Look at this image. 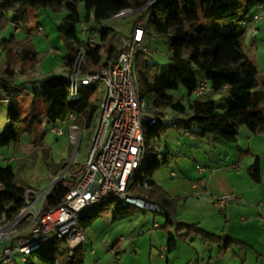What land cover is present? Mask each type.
<instances>
[{
  "label": "trees",
  "instance_id": "trees-1",
  "mask_svg": "<svg viewBox=\"0 0 264 264\" xmlns=\"http://www.w3.org/2000/svg\"><path fill=\"white\" fill-rule=\"evenodd\" d=\"M146 1L0 0V20L6 23L10 14V21L16 26L22 24L25 29L30 8L62 9L65 15L56 26V31L71 50L70 56L63 60L66 71L71 68L75 54L81 47L86 53L83 70L97 71L100 69L99 51L102 49L104 57L109 58L114 52V43L119 33L106 27L100 31L94 46L87 47L77 36V27L87 24L93 31L121 10L137 9ZM79 5L83 6L82 17L78 12ZM263 5L264 0H158L149 11L145 25L146 38L161 40L170 50V55L165 65H158L145 55L137 56L136 74L141 98L154 111L168 109L176 116L174 127L195 139L214 137L234 144L240 126H245L254 135L264 133V77L258 81L257 69L247 59L241 43L242 29L245 27L243 23L251 19L254 8ZM217 21H237L240 29L221 33L209 23ZM0 44L7 50V61L0 76V93L3 94L2 99L7 101V124L0 132V148L17 142L16 127L20 124L24 126L23 132L33 139V145L39 146L45 135L44 124L56 125L68 113L75 114L76 122L82 121L85 129L95 127L99 96L94 88L82 87L78 98L69 99L68 78L64 74H49L19 85L8 84L3 78L12 79L15 76L10 67L11 59L17 58L22 64L36 61L37 57L26 49L25 42H15L10 38L2 40ZM200 79L208 81L209 92L201 99H193L191 94ZM26 84L38 86V90L33 88L29 93L33 97L41 98L45 107L42 112L22 118L21 109L13 103V99L25 94ZM179 89L183 91L180 98L168 94ZM217 94H222L221 113H217V102L214 99ZM167 127L157 118L154 127L145 129L147 159L137 180L140 184L146 182L147 188L136 187L132 194L144 197L160 209L165 217V224L161 227L164 231L174 228L183 240L192 233L200 236L204 242L220 243L224 239L221 249L225 251L237 241L228 236L206 232L196 224L173 222L170 216L180 197L169 198L163 189L148 181L155 171L166 164L165 155L159 157L154 153L149 141L158 139ZM244 155H248V152L241 153V157ZM47 166L53 172L60 169L58 165ZM246 171L250 181L261 183L262 172L258 156L253 157ZM68 183L72 182L64 178L50 189L42 202V213L61 203L69 190ZM0 186V218L4 216L12 219L24 207L26 189L15 184V173L10 165L0 168ZM108 205L111 204H105L82 217L79 222L80 229L84 231L90 227L99 211ZM134 210L137 209L116 205L112 211L113 219L125 217ZM176 247L175 237L168 233L167 252L174 251ZM31 255L42 264H63L65 261L67 264H81L83 258L82 245L69 254L67 249H62L61 241L57 239L48 240Z\"/></svg>",
  "mask_w": 264,
  "mask_h": 264
},
{
  "label": "rangeland",
  "instance_id": "rangeland-1",
  "mask_svg": "<svg viewBox=\"0 0 264 264\" xmlns=\"http://www.w3.org/2000/svg\"><path fill=\"white\" fill-rule=\"evenodd\" d=\"M78 12L82 17L84 12L82 5H79ZM260 12L261 13L258 12L257 15L263 20L255 23V27L258 28L255 38L251 35L250 29H248L246 34L241 38L243 51L247 59L257 69L259 82L264 77V10H260ZM64 15L65 12L62 10L30 8L25 29H23L22 24H18V26L14 25L10 21V14L8 15V21L6 23L0 20V43L2 40H9L10 38H13L15 42H25L26 49L35 53L37 57L36 61H27L22 64L17 58L10 60V67L15 71L18 77H23L25 79L31 78L34 80L36 79L35 77L42 78L49 74L66 75L68 73V70L66 71L63 65V60L70 56L71 50L68 44L56 31V26L61 22ZM134 18L135 14L121 20H116L112 22L109 27L116 33L127 35L130 31V24ZM142 18H144V16ZM209 23L213 24L214 28L221 33H227L231 30L238 31V29H240V23L237 21H217ZM84 25L89 26L87 24ZM77 36L80 37L79 27H77ZM254 41L255 43L252 46ZM144 47L155 52V56L152 58L154 63L158 65H165L168 63V47L161 40L154 37H147ZM51 51H57L58 54L51 53ZM6 55L7 50L0 44V74L4 68V63L7 61ZM0 76H2V74ZM16 85H19V83L17 82ZM25 87L27 89L25 92L26 94L16 96L13 99V103L17 104L21 109L22 118H26L29 114L38 111L42 112L45 107V103L41 98L33 97V95L29 93L33 88L38 90V86L26 84ZM99 92L100 90L96 91V94H99ZM168 94L175 98H180L183 95V91L179 89L169 92ZM221 98L222 94L214 96L218 107L217 113L222 112L221 108L223 106V101ZM152 113L161 120L162 124L168 126L158 139L156 138L149 141V145L153 142L155 144L156 149L154 153H157L158 149H160L162 154H164L167 149L173 154L177 153V159L167 155V157H170L168 159L169 163L174 162L177 163L179 167L181 165V167L187 168L189 167L187 163L189 161L192 163L193 160L191 157H186L188 159L186 160L184 156L181 155L185 152V156L195 155L196 159L199 161H196L198 165H204L202 164L203 161H201L203 160V155L200 154V151L198 150L195 152L196 150L194 148L186 147L184 142L186 138L183 137L185 135L182 131H178L174 127L173 124L176 120V116L168 109L153 110ZM5 115L6 104L0 106V132L7 124ZM81 122H76L79 128L78 132L82 135V141L78 146V151L74 158L76 147L74 144L70 143L66 127L64 128V134L61 137H56L50 133V126L44 124L43 130H45V135L40 140L39 146H35L32 143L33 139L30 138L27 133L23 132L24 126L22 124L17 125V142L7 147L0 148V168H4L8 165L13 168L15 173V184L18 187H22L26 190L30 188L37 191L47 189L51 185V179L65 172L72 161L73 163H71V165L73 164L75 169L85 161L95 128L85 129ZM240 128L241 130H246L245 126H240L239 130ZM240 137L241 136H237L236 142ZM242 141L243 138L241 137L240 142ZM234 144L228 145V147H231L230 159L232 157L237 158V150ZM245 147L247 148V145ZM181 149L184 150L181 152ZM254 149L256 151L254 153L260 160L262 172L260 184L250 181L247 175V169L245 168L246 164L240 165L238 170L227 172H229L228 174L242 172V175L246 176V179H243V177L229 179L233 183L239 184L238 186L240 188L247 189L248 186L253 188V194L255 195V192H257L255 201L261 203V209H264V142H262L261 145L258 144V146L256 144ZM190 150L192 152L191 154ZM243 157L241 159H243ZM174 163L172 166L173 170L178 174L179 172L176 170ZM47 164L50 166L58 165L60 169L53 172ZM221 164L222 163H220V165ZM153 178H157L159 181L163 182L170 180L168 165L165 164L155 171ZM1 191L2 188L0 186V192ZM259 194L263 195L261 199L258 198ZM201 195L206 196L203 194ZM178 197H180V199L177 200L176 203L180 204L190 205L196 200L195 196L181 195ZM241 200L245 201V199ZM205 202L212 205V203L214 204L215 202V198L212 202L204 199L201 204ZM234 202V200L230 201L226 203L225 206H228L230 203L233 204ZM225 206L221 208L216 206L217 208L214 209L220 214L221 226L223 225L224 230V234L214 235L230 237L228 234L231 225L228 222L229 219L231 220L230 212L226 214V218H224L221 213L222 210L224 211ZM114 207L115 206L112 204L103 207L92 225L84 230L85 241L82 244L83 258L81 264H255L256 256L254 257L251 246L248 247L240 242H234L231 247L223 251L221 247L224 245V239H222L220 243L204 242L200 236L194 235L193 233L183 240L176 234L174 228L169 229L167 232L161 228L165 224V217L162 214L151 210H134L125 217L113 219L112 211ZM238 224L240 225V223ZM168 233H171L175 237L177 247L174 251L162 252V248L168 239ZM190 237L194 239L190 240ZM119 239L123 240L118 241ZM7 245L8 243H0V252H2L3 248ZM122 245L124 248H122ZM255 247L260 249L258 245H255ZM233 252L241 256H234ZM159 254L163 257L160 258ZM245 254L248 256L246 263L243 261ZM11 259V264H42L33 255L26 256L27 263H24L19 255H14ZM66 262L67 261L63 264H67ZM57 264H59V262Z\"/></svg>",
  "mask_w": 264,
  "mask_h": 264
},
{
  "label": "built area",
  "instance_id": "built-area-1",
  "mask_svg": "<svg viewBox=\"0 0 264 264\" xmlns=\"http://www.w3.org/2000/svg\"><path fill=\"white\" fill-rule=\"evenodd\" d=\"M157 1L147 0L137 9L121 10L93 31L84 24L79 25L81 40L87 47H93L102 29L116 20L135 14L129 33L116 37L113 54L105 58L103 50L99 51V70H83L85 49L81 47L77 50L74 62L65 75L68 78V98H78L82 87L100 90L97 121L86 159L76 169L71 165L72 161L65 172L51 179L47 189H27L24 207L12 219L4 216L0 218V243H8L0 252V264H11L14 255L21 256L22 261L26 262V256L39 250L50 239L61 241L62 249L72 254L85 241L84 231L79 227L81 218L105 204L161 214L153 203L132 194L136 187L147 188L146 182L140 184L137 180L147 159L144 131L157 124L153 109L140 96L136 74L138 55H145L150 60L155 56V52L144 47V41L149 11ZM259 20L260 16L255 14L243 23L248 26L253 37L256 34L255 23ZM51 53L58 54L57 51ZM208 92V81L201 79L191 98L201 99ZM75 120L76 115L68 113L62 121L50 128V133L56 137H61L64 128H67L69 141L76 147L73 158L82 141ZM150 148L155 151L154 142ZM231 168L238 170L239 164ZM64 178L72 182L67 184V194L57 207L42 213L44 198ZM233 200L242 201L231 193L216 197L214 204L221 208ZM261 220L264 224V214Z\"/></svg>",
  "mask_w": 264,
  "mask_h": 264
},
{
  "label": "crops",
  "instance_id": "crops-1",
  "mask_svg": "<svg viewBox=\"0 0 264 264\" xmlns=\"http://www.w3.org/2000/svg\"><path fill=\"white\" fill-rule=\"evenodd\" d=\"M55 10L61 11L62 9H55ZM260 10L263 11L264 6L254 8L251 11V14L255 15L258 12L261 13ZM262 20L263 19L261 18L259 21ZM248 29H249L248 26H245L244 29H242L243 33L241 38L246 34ZM255 29L257 33L258 28L255 27ZM255 36L253 38H255ZM254 43L255 41L252 43V46L254 45ZM168 54L170 55L169 49H168ZM35 78L37 79V77ZM3 79L8 84H15V85L17 82L20 84L22 82L32 81V79H25L23 77H18L16 74L12 79L6 77H4ZM2 98H4L3 94L0 93V106L7 104V101L3 100ZM51 127L52 126H50V128ZM183 134L185 135L183 137L186 138V140L184 141L185 146L194 148L196 150L195 152L199 150L200 154L203 155V160L201 161H203L202 164L204 165H198L196 163V161L198 160L196 159L195 155L185 156L184 155L185 152H183L181 155L184 156L186 160H188L187 159L188 157H191L193 162L191 163L189 161L187 163L189 167L187 168L181 167V165L179 167L177 163L173 162L176 167V170H178L179 172L177 174L173 170L172 167L173 163H169L168 161L170 157H167L168 155V156H172L174 159H177L178 157L177 153L173 154L167 149L165 153L162 154L160 152V149H158L157 151L158 155L160 156L165 155V157H167L166 164L168 165L170 180H166L167 182L159 181V179L153 178L154 174L148 180L149 182H152L157 186H159L161 189H163L169 198L178 197L181 195L196 197L195 202H192L190 205L176 203L174 207V211L173 213H171L170 216L171 220L173 222L196 224L204 231L211 232L212 234H224L223 225L221 226L222 222L219 217L220 214H218L214 210L215 208H217L216 205L213 203L212 205H210V203L207 202L203 204L201 203L202 200L204 199L206 201L210 200L212 202V200L216 197L225 196L234 193L237 197L241 199H245V201H241V202L235 201L234 202L235 204L230 203L228 204V206H225L224 211L223 210L221 211L224 218H226V214L230 212L231 220L229 219L228 222L231 225L228 234L233 240L240 242L245 246L248 247L251 246V251L253 252L254 257L256 256L255 264H264V224L261 220V217L264 214V209L263 208H262L263 210L261 209L262 206L261 203H257L255 201V198H257V192H255L254 195L253 188H251L250 186H248L247 189L240 188L238 186L239 184L237 185L230 180L231 178H236V177L238 178L243 177V179H246V176H243L242 172L231 173L232 175L228 174L229 172H227L234 170L231 168V166L235 164H239V166L246 164L245 165L246 169L251 165L253 161V157L257 156L254 153L256 152L254 148L256 144L258 146V144L261 145L262 142H264V133L254 135L251 134L247 130V128L245 131L241 130L240 128L238 137L241 136L243 138V141L240 142L241 140L240 137V139H238V141L235 142L234 147L237 150V154H236L237 158L232 157L231 159H230L231 147L230 146L228 147V145L230 144L225 143L218 138H216L218 140L214 139L213 137L195 139L186 136L187 134L185 133ZM246 145L247 148L245 147ZM183 150L184 149H181V152ZM244 152H248V155H244L243 159H241L242 158L241 153ZM191 153L192 152L190 150V154ZM220 163L222 164L220 165ZM172 174H174V176H172ZM201 194L206 196H202ZM262 197L263 195L259 194L258 198L261 199ZM259 207L261 210L259 209ZM238 223H240V225ZM193 239L192 237H190V240ZM121 240L123 239H119L118 241ZM255 245L260 246V249L255 247ZM122 248H124L123 245ZM164 251L167 252L166 244L162 248V252ZM233 254L234 256H241L239 254L237 255L234 252ZM159 257L162 258L163 256L159 254ZM247 258L248 256L247 254H245L243 260L245 263L247 261Z\"/></svg>",
  "mask_w": 264,
  "mask_h": 264
}]
</instances>
